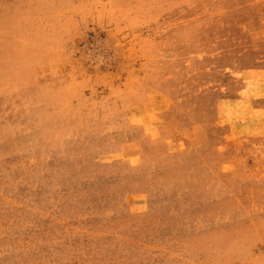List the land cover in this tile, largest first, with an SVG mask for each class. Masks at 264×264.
<instances>
[{"label":"rangeland","instance_id":"374dc122","mask_svg":"<svg viewBox=\"0 0 264 264\" xmlns=\"http://www.w3.org/2000/svg\"><path fill=\"white\" fill-rule=\"evenodd\" d=\"M0 264H264V0H0Z\"/></svg>","mask_w":264,"mask_h":264}]
</instances>
